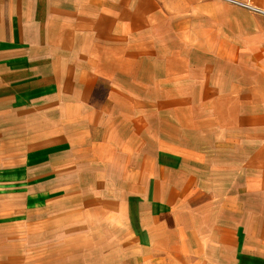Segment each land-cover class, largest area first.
I'll use <instances>...</instances> for the list:
<instances>
[{
    "label": "crops",
    "instance_id": "obj_1",
    "mask_svg": "<svg viewBox=\"0 0 264 264\" xmlns=\"http://www.w3.org/2000/svg\"><path fill=\"white\" fill-rule=\"evenodd\" d=\"M117 10L0 0V227L54 230L45 243L77 252H50L92 264H264V18L154 0L155 33L172 50L204 48L207 64L229 65L209 95L173 68L164 86L159 45L142 83L133 59L150 43L120 40ZM174 63L187 55L172 52ZM189 95L218 98L179 99Z\"/></svg>",
    "mask_w": 264,
    "mask_h": 264
},
{
    "label": "rangeland",
    "instance_id": "obj_2",
    "mask_svg": "<svg viewBox=\"0 0 264 264\" xmlns=\"http://www.w3.org/2000/svg\"><path fill=\"white\" fill-rule=\"evenodd\" d=\"M197 1V0H195ZM204 2V1H198ZM229 6V4H228ZM110 8L118 9L117 12L119 13L116 20L122 21L123 25L118 24L114 28L115 32L120 35V40L125 39L127 41L132 42H144L150 43L149 47L146 49H139V52L143 54H139L138 51L134 55L133 62H136V69L137 67L140 68L141 77L144 78V81H141L144 84L149 83L154 79L156 68H155V57L156 51L160 52L157 48V45L163 46L162 48V57L164 63H162V74L164 79V86H166L165 81L171 73V69H175L176 71L187 72L188 76L183 75V85H188L190 88V93L197 92L195 90L197 86L207 87L211 86V89L214 88L215 84H218V81L214 75L216 69H224L229 68V65H209L206 63L207 56L206 54L209 52L207 49L202 48H189L188 50H179L170 48L171 42L166 39L168 33H162L156 35L155 28H154V21L156 19L155 12H154V0H110ZM129 37L127 38V35ZM192 37V41L194 44H202L204 34L202 30L196 31L194 33H190ZM156 46V48H155ZM160 48V47H159ZM136 50V49H134ZM229 49H226V52ZM144 51L146 52V59L139 63L135 58L142 56L144 58ZM179 52L187 55L188 57V64L174 63L171 64V54L172 52ZM217 50L211 49V54ZM213 55V54H212ZM134 67V68H135ZM186 69V71H181V68ZM231 67V66H230ZM158 68V66H157ZM158 72V70H157ZM187 77V79H186ZM168 84V83H167ZM148 89V87H147ZM199 91V90H198ZM199 92L209 93V95H213L217 93L213 89ZM185 98L182 99H189L192 103H206V104H214L212 103L218 97L214 96H184ZM155 96L153 94L147 97L148 102H154ZM163 99H166V96H163ZM194 101V102H193ZM24 221V219H18L11 225L1 224L0 227V264H92V256L89 254L87 256H80V255H68V256H60L56 254V252H50V248H57L64 249L66 248L65 244L61 245H53L49 243H45L50 236L51 232L54 230H47V229H39V230H27L29 226H27L26 222H18ZM35 226H42L40 224ZM32 227V226H31ZM57 229V228H56ZM4 235V237H3ZM2 236V237H1ZM39 239V240H38ZM38 240V241H33ZM47 245H43V244ZM39 244V246L37 245ZM43 245V246H40ZM89 248V246L87 247ZM65 252L73 253L77 252L72 250H68ZM86 252V251H85ZM90 253V252H88ZM96 260H100L102 258H95ZM13 260V262H12Z\"/></svg>",
    "mask_w": 264,
    "mask_h": 264
},
{
    "label": "built area",
    "instance_id": "obj_3",
    "mask_svg": "<svg viewBox=\"0 0 264 264\" xmlns=\"http://www.w3.org/2000/svg\"><path fill=\"white\" fill-rule=\"evenodd\" d=\"M197 1H208V0H197ZM224 2L238 8L247 10L248 12L264 18V5L258 6L253 4L250 0H216Z\"/></svg>",
    "mask_w": 264,
    "mask_h": 264
}]
</instances>
